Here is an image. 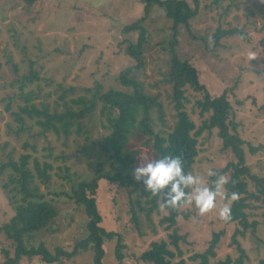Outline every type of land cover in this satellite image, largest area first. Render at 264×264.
Listing matches in <instances>:
<instances>
[{
    "label": "rangeland",
    "instance_id": "obj_1",
    "mask_svg": "<svg viewBox=\"0 0 264 264\" xmlns=\"http://www.w3.org/2000/svg\"><path fill=\"white\" fill-rule=\"evenodd\" d=\"M185 1L193 7L192 0ZM143 9L141 0H38L31 8L22 7L15 0H0V166L9 158L19 162L22 154L31 156L28 167L33 174L34 159L50 163L52 169L48 171L47 184L41 183L36 175L34 178L40 192L47 195L70 192L72 184L91 180L99 164L107 166L106 156L98 145L109 133L106 118L100 113L101 101L97 100L92 114L81 121L83 128L79 136L64 137L43 132L28 119L26 130L16 135L19 124L13 113L17 112L18 104L22 105L16 98L17 81L29 72L30 66L38 72L40 79L25 88V92L35 95L34 104L38 109L41 103L53 107L51 103L60 95L56 91L59 84L64 89L74 88L70 98H89L90 93L86 90L98 86L101 93L109 89L130 92L131 89L123 86L118 77L123 69L137 63L127 55L126 48L138 42L140 32H125L124 27L140 19L144 15ZM141 25L145 30V41L142 44L143 64L137 71V79L142 80L144 93L155 98L158 104L150 109L154 133L165 136L177 119L172 87L166 81L170 57L174 53L197 70L200 83L210 94L226 92L235 112L236 133L243 141L244 166L251 174L264 177V0H200L197 16L187 24H180L176 34L164 10L154 6ZM217 29H236L244 33V37L233 34L215 42L213 35ZM185 95L184 110L195 124L194 132L202 127L209 115H200L197 105L203 92L186 86ZM62 108L60 106L58 110ZM117 112L115 110L114 114ZM196 139L198 155L191 173L199 176L205 185L214 187L209 170L219 172L227 163H236L237 159L231 152L221 151L217 130L204 129ZM152 144L153 137L141 136L137 131L129 136L130 149L139 151L138 166L155 160ZM62 157H66L64 161ZM9 174L10 171L0 173V225L14 214V199L11 200L8 193L12 189ZM67 175L71 178L70 183L65 179ZM224 177L228 180L229 174ZM248 181L249 192L254 194V182ZM222 191L226 193L224 186ZM127 195L125 189L102 180L98 182L95 199L103 219L101 226L122 235L121 264H142L136 256L151 242L168 240L172 228L165 230V225H160L159 221L166 215L162 210L160 214L151 215L150 224L155 227V233H152L140 212V232H143L140 235L131 221ZM15 199L20 200V196ZM58 201L61 210L53 226L56 232L45 230L38 235L52 251L56 247L72 251L75 243L88 234V218L83 207H76L66 198L63 203ZM232 202L226 196L224 199L218 197L216 207L203 215L193 205L180 207L173 230L181 238L178 245L186 264H201V259L191 260V257L206 254L213 234L221 230L225 233L213 250L215 256L207 255L208 264L227 259L228 264H260L264 260V210L246 209V213L252 214L249 221H257L258 226L235 235L234 230L243 227L228 224L218 215L219 208ZM104 249V264H120L115 257V239L106 241ZM3 250L14 255L10 241L0 235V263L4 261ZM94 254L92 249L79 251L70 259L62 256L60 263L54 264H93ZM32 260L30 264H43L37 258ZM28 262L23 260L19 264Z\"/></svg>",
    "mask_w": 264,
    "mask_h": 264
},
{
    "label": "trees",
    "instance_id": "obj_2",
    "mask_svg": "<svg viewBox=\"0 0 264 264\" xmlns=\"http://www.w3.org/2000/svg\"><path fill=\"white\" fill-rule=\"evenodd\" d=\"M15 1L25 8H31L38 2V0ZM141 1L144 3V15L134 23L124 27L125 32L134 30L140 32L138 42L129 44L126 48L127 55L135 59L137 63L135 66L123 69L118 77L123 86L131 89L130 92L109 89L101 93L98 86L96 89L86 90L90 93L89 98L86 96L70 98L68 96L74 93V88L64 89L59 84L56 91H59L60 95L54 103H51L53 107L41 103V108L38 109L34 104L35 95H32L33 92H25L28 85L40 79L38 72L33 70V66H30L29 72L22 77L23 82L22 79L17 81L19 92L16 94V98L22 102V105L18 104L17 112L13 113L15 121L19 124L18 129L15 131L16 135L26 130L25 121L28 119L34 126L41 128L43 132H51L56 136L62 135L64 137L73 134L79 136L83 128L81 121L92 114L96 101H101L100 113L101 116L106 118L109 133L98 145L101 152L106 156L107 166L99 164L95 171L96 174L91 180H79L76 184H72L70 192H50L48 195L40 192L34 178L36 175L41 183L47 184L50 178L48 171L52 169L50 163H40L37 159H34L35 174H33L28 167L31 156L22 154L19 162L9 158L6 164L0 166V173L10 171L8 178L9 183H12V189H9L8 193L11 195L10 199H14V214L7 222L0 225V235H4L10 241L14 255L10 256L7 250H3L4 261L0 264H19L23 260L29 261L28 264H30L34 258H37L43 264H54L60 263L62 256L70 259L79 251L86 252L90 249L95 252L93 264H104V244L106 241L113 239H115L117 246L115 257L121 264L123 260L121 252L122 235L113 231H106L101 226L103 219L98 211L95 194L98 182L102 180L117 185L128 192L127 198L129 199V211L132 215L131 221L139 229V232L141 230L140 212L144 214L148 226H151L152 233H155V227L150 224L152 222L151 215L153 213L160 214L162 210L166 213L159 223L165 225V230L172 228L168 240L162 239L151 242L147 249L136 256V259L142 264H186L178 245L181 238L173 230L180 214V207L185 204L178 205L176 208L166 206L162 194L152 195L150 192H146L143 184L133 178L134 169L138 166L136 158L139 151L131 150L128 140L129 136H132L136 131L141 136L153 137L152 148L155 151V160L164 156H179L183 161L185 172H192V166L198 155L196 138L204 129L208 131L217 130V136L222 145L221 151L231 152L237 159L236 163H227L211 178L215 181L219 176L229 174L227 183L224 185L226 194L230 195L233 192L238 194V198L233 200L230 205L231 218L226 223H234L243 227L242 231L235 229V235L241 234L248 228L253 230L257 228L258 222L255 220L249 221V216L252 214L246 213V209L264 210V177L251 174L249 168L244 166L243 141L236 133L235 112L232 110L226 92L224 91L220 95L210 94L206 87L200 83L197 70L189 62L181 61L172 53L166 81L172 87L171 97L174 102V109L177 112V119L172 130L163 136L161 133H154L150 117V109L157 107L158 104L155 98L144 93L142 80L137 79V71L143 64L142 44L145 41V30L141 24L149 16L151 9L154 6L163 9L165 16L172 21V28L176 34V29L180 24H187L190 19L197 16L200 0H192L193 7L185 0ZM233 34L244 37V33L236 29H217L213 39L218 42L220 39ZM1 68L0 61V70ZM186 86L195 91L203 92L204 96L197 102V105L200 108V115H209L202 127L194 132L195 124L184 110V103L187 102ZM74 105L77 106L75 109L72 108ZM60 106L63 108L58 110ZM8 109L9 105L7 106ZM115 110H118L117 114H114ZM26 146L25 144L24 147ZM65 158L62 157L61 159L64 161ZM65 179L67 182H71L68 175ZM249 179L254 182L256 188L254 194L249 192ZM5 187L7 188V186ZM17 195L20 196V200L15 199ZM61 197H63V200L66 198L67 202L78 208L83 207L82 211L88 218L86 222L88 234L75 243L72 251H66L61 247H56L52 251L38 235L45 230L50 233L56 232L53 226L56 224L61 210L57 204L59 203L58 200L60 199V202L63 203ZM248 201H256L259 204L252 205ZM262 215L264 216V213ZM224 233V230L214 233L206 254H195L191 257V260L201 259V264H208L207 255L215 256L213 250L220 236ZM140 235H143V232H140ZM228 263L229 259L218 262V264ZM260 264H264V260Z\"/></svg>",
    "mask_w": 264,
    "mask_h": 264
},
{
    "label": "clouds",
    "instance_id": "obj_3",
    "mask_svg": "<svg viewBox=\"0 0 264 264\" xmlns=\"http://www.w3.org/2000/svg\"><path fill=\"white\" fill-rule=\"evenodd\" d=\"M208 175L213 176L215 172L209 170ZM132 176L143 184L146 192L152 195L162 194L166 206L176 208L181 204L193 205L201 215L216 207L218 197L224 199L227 195L230 200L238 198L235 192L228 195L222 191L227 183L226 177L219 176L214 181V187H209L199 176L185 172L183 161L179 156H164L137 166ZM218 215L221 220H229L230 204L219 208Z\"/></svg>",
    "mask_w": 264,
    "mask_h": 264
}]
</instances>
